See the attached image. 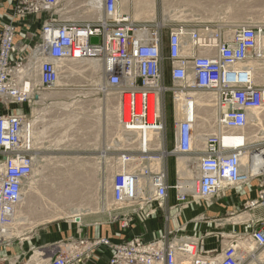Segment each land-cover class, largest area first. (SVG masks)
Listing matches in <instances>:
<instances>
[{"label": "built area", "instance_id": "1", "mask_svg": "<svg viewBox=\"0 0 264 264\" xmlns=\"http://www.w3.org/2000/svg\"><path fill=\"white\" fill-rule=\"evenodd\" d=\"M57 4L58 0H0V264H23L11 257L16 238L11 239L10 231L34 163L31 116L24 106L31 95L55 88L67 61L101 65L103 90L118 97L120 126L126 133L162 131L160 98L171 92L174 114L168 156L193 159L197 177L190 189L181 179L170 184L164 159L151 156L155 151L143 156L131 151L124 161L134 164V170L120 169L111 178V235L67 236L53 245L55 251H45L44 264H251L264 252V171L243 174L241 158L248 153L252 161L259 154L232 142L247 125L248 113L264 108V86L255 85L249 70L241 67L264 57L263 30L240 27L225 37L224 27L214 23H134L118 12L117 0H102L103 17L97 22H59L53 16ZM164 66L169 86L162 82ZM198 91L213 94L219 132L205 136L195 151L194 118L178 111L177 105L178 94L191 104L192 92ZM138 143L139 150L149 145L144 139ZM143 180L146 188L140 185ZM251 181L255 196L243 197L240 205L242 213L251 215L243 223L249 231L245 238L224 229L180 241L170 236L181 228L154 232L149 242L128 235L165 208L170 192L176 203L168 208L173 217L166 214L165 222L179 218L191 205L207 209L221 201L224 207L220 198L229 188ZM210 237L216 247L207 250ZM241 242L251 243V255L241 256Z\"/></svg>", "mask_w": 264, "mask_h": 264}, {"label": "rangeland", "instance_id": "2", "mask_svg": "<svg viewBox=\"0 0 264 264\" xmlns=\"http://www.w3.org/2000/svg\"><path fill=\"white\" fill-rule=\"evenodd\" d=\"M86 1L88 2L89 0ZM86 1L81 2L82 4L80 3V5H86ZM153 3L156 6L147 9L136 8L135 11L137 13H145L147 11V15L150 14V17L147 18L148 20H154L156 22L153 23H161L163 25H175L178 23L190 21H197L198 23H214L217 26L220 25L224 27V33L226 32L230 35V37L232 36L233 31L240 27H257L262 29L264 32V0H192V2H190V6L182 8L169 5L175 4V1L164 2L162 0H156L155 2L153 1ZM163 3L166 5H163ZM81 8L84 9V12L88 9L87 6ZM99 12L101 15V11ZM176 18L179 20H177ZM98 19L99 18L97 17L94 20L96 21ZM85 20L91 21L92 19L85 18ZM163 40H165V34L163 35ZM86 62L87 61L79 63L76 62L78 63L76 64L75 62L67 61L63 63V67L61 68L63 71V75L56 84L55 88L51 91L42 92L37 95H31L30 104L24 106V108L29 111L31 118L32 116L36 117L35 123H31V125H35L34 130L36 132V135L38 136V139L35 141V145L33 144L35 147H33L34 151H36L37 154L36 156H40V158L46 161V152L52 151V145L46 144V134H55L56 136L54 137V139L58 140L61 145H66L68 140H71L74 135L79 133V125L80 122H82L83 128L86 125V135L88 138V161H83L80 163L76 162L75 166L67 167H44L42 165V167H39L37 169L38 174L33 178L32 182L29 184L30 188H26L23 195L22 204H26L22 205V210H18V212L20 211V214L22 211V217H19L20 221L18 222L17 227L19 226V224L21 225L23 218H27V221L29 223L26 222L23 225L21 231V233H23L20 234V236H13L11 238H16L14 241L15 244H17V242H21V244H26V246H29V254H24L25 260H23V264H41L37 262L36 256L37 258H39V254L37 252L42 251V249L43 251L51 250L52 247H54L52 244H47L45 246L38 245V243H36V245H33L32 243L34 241L32 239H35L34 236L37 230L42 229L50 231L48 232L50 234L48 238H51L56 234L61 235V227H64L65 229V225L69 223L75 226L86 224V226L89 227L91 234L100 233V231L97 232L99 226L108 222L110 218H112V216H110L111 208L107 209L109 208L111 201V195L109 194L110 189L107 191V188H110L112 183L111 178L120 169H124L125 171H128V173H131L132 170H134V164L130 165V163H126L124 161L125 156H130L131 151L135 152L136 155L142 154L143 156V154H150V151L152 150L155 152H152L151 156H159V153H162L164 151H167L169 153L172 149V119L174 114L172 93L167 92L160 98L161 112L164 122V128L162 132V150H155L151 147L147 151H135L134 148L131 147H128L125 150L121 147L122 149L120 150V147L115 146L118 143L115 140V135H128L130 133L123 132L122 129L119 130V121H117L118 129L115 125L113 126L109 120L110 118H108V115L106 114V110L104 113L103 108H105L106 105L108 106L107 108L115 107V105L113 106V104L106 103L104 106L103 99L107 93H110L108 91H105L106 93L104 92V84L102 83L101 75H99L97 79H93L87 72H84V70H86V67L80 68L82 65H85ZM254 62H256V60H254ZM256 64L254 68L255 72H257V70L261 71L260 67L258 66L259 62H256ZM76 65L79 67H77ZM162 72L163 85L169 86L170 80L167 75L166 66L163 67ZM252 79L254 81L255 77H252ZM97 80H99V83H97ZM258 85L261 84L259 83ZM110 95H112L113 97L115 96L114 94ZM192 95L206 96L208 95V93L198 91L192 92ZM116 107L117 110H120L119 103H117ZM34 112L35 114L38 113V116H36L35 114L33 115ZM193 112L195 113L189 115L194 118V116L196 115V111L194 110ZM198 112L200 113H198L197 117H199V114L203 115L204 117L206 115L207 117H209V114H206L205 112ZM103 115L104 118L107 119L110 129L113 130V143H110L111 145L109 144L108 146L110 147L108 148H111L109 149L111 151L116 150L121 153L118 156L119 158L117 166L101 168L97 166V156L95 153L100 148L98 139L102 129ZM119 117L120 112L116 116V120H118ZM261 120V126L259 125L256 128L252 129L251 134L252 136L257 135L256 137L258 139L257 141L254 140L249 144V148L247 149V151L264 148V144L256 145L258 142H264V133L262 135V132H264V117H262ZM260 130L262 132H260ZM195 134L196 133L194 131V135ZM116 138H118V136ZM63 140H65V143L63 142ZM243 140L244 136L242 134V142ZM129 142L134 141L130 140ZM125 144L126 143H124V146ZM44 152L45 154H43ZM121 155L124 157H122ZM120 156L122 158H120ZM165 157L163 158L164 160L162 165L167 175V182L170 184H174L175 181L179 179V177H181V172H178L177 159H189L194 161L189 157L179 155H170ZM130 159L132 160V162L134 161L132 158ZM257 161L258 158L257 156H255L253 162ZM187 167L188 170H191L190 172H192L191 176H195V174H193L195 173V166L193 164H188ZM168 179L172 182H169ZM183 179L184 178H182L181 180ZM253 185L254 182L251 181L248 184L234 186L230 189L232 192H238L240 189H242L243 192L245 188ZM65 189H70L71 193H67V191L65 192ZM61 192L65 193L64 196H61ZM66 195H70V197H67ZM58 204H60L61 206L56 207ZM72 211H80L81 217L78 218V220L69 219V216L71 217L73 216V214L69 215L67 213ZM64 212L66 213L65 215H63ZM243 214L246 213H242V210L240 208V213H237V215L233 216L232 218H237V216H241ZM43 216L44 219L47 220H41ZM79 219L81 221H79ZM241 223L243 224L244 222L241 221ZM27 226L29 227V229ZM24 228L27 229L25 230ZM244 235L245 234H236V236L241 237H244ZM35 242L38 241L35 240ZM12 254L11 257L15 258L16 256L14 257V254ZM43 263L45 262H42V264Z\"/></svg>", "mask_w": 264, "mask_h": 264}, {"label": "crops", "instance_id": "3", "mask_svg": "<svg viewBox=\"0 0 264 264\" xmlns=\"http://www.w3.org/2000/svg\"><path fill=\"white\" fill-rule=\"evenodd\" d=\"M86 0H63L60 2L58 0L57 7L53 10V16L59 22H73V23H85L90 22L85 20L84 16V5L80 6L81 2ZM138 1V2H137ZM153 1L156 0H117V5L120 14L127 15L132 22L134 23H153L156 22L154 20H148L150 16L145 15L144 12H136L135 9H145V8H152L156 6ZM164 2H172L175 1V4H169L170 6H177V7H188L190 6V2L192 0H162ZM64 3V4H63ZM140 3V4H139ZM143 3V4H142ZM62 4V5H61ZM66 4V5H65ZM76 4V5H75ZM82 4V3H81ZM136 4V5H134ZM161 5V4H160ZM163 5H166L163 3ZM86 6V5H85ZM130 6V7H129ZM79 7V8H78ZM135 7V8H134ZM76 8V9H75ZM84 12V13H83ZM83 15H82V14ZM141 13V14H140ZM143 13V14H142ZM138 20H134L135 18ZM147 17V18H146ZM144 20V21H143ZM92 22V21H91ZM256 62L260 63V69L264 72V57L260 60H256ZM101 75V74H100ZM255 85L258 86L257 83ZM261 86H264L261 84ZM106 93V92H105ZM113 94V93H110ZM112 96V95H111ZM107 97L105 96L103 99L104 106L106 104ZM116 98L111 97V103L115 105ZM105 113V108H104ZM112 119V118H111ZM81 120V117H80ZM107 119L102 116V129L98 139V143L100 144V148L96 151V162L97 166L104 168V167H112L117 166L118 163V156L120 153L116 150H109L108 145L112 140V132L113 130L110 129L109 124L106 121ZM83 123L80 122L79 133L74 135L71 140L65 144H60L58 140H55V134H46V144L52 145V151L46 152L47 159L46 161L43 160L44 167H67V166H75L76 162H87L88 161V152H87V144L88 138L86 135V125L84 128L82 127ZM54 135V136H53ZM244 143H246V135L244 134ZM53 137V138H52ZM108 137V138H107ZM109 139V140H107ZM61 142V141H60ZM65 143V140H63ZM244 145V144H243ZM246 149L249 148V145H244ZM104 148V149H103ZM36 155V151H34ZM33 154V155H34ZM45 154V152L43 153ZM50 155V156H48ZM40 157V156H39ZM52 158V159H51ZM56 165V166H54ZM179 177V176H178ZM182 179L181 177H179ZM169 181V179H168ZM169 182H172L171 180ZM254 186V185H253ZM253 186H249L245 188L242 192L240 189L238 192H232L229 188L228 191L220 199L223 201V206L221 207L220 202H214V204L207 208L203 209L200 207H195L193 205L189 206L187 209L181 211V215L179 218H173L169 222L164 221V217L168 214L171 217V213L169 212L168 208L175 205V198L174 193L170 192L168 195V199L165 202L164 209L158 210L157 215L154 218L148 219L144 221V223H139L133 231H130L128 235H139L143 239L144 242H149L153 238V233L160 231L163 233L166 229L167 230H177L174 232L170 238L175 241L184 240L185 238H192L198 235H203V233H216L218 230L224 229L229 234H238L243 235L249 231L245 229V226L241 223H232L231 219L233 216H236L240 210V205L243 203V197L254 198V189ZM228 195V196H227ZM232 213V215H231ZM247 221V220H246ZM61 225V224H60ZM61 227V226H60ZM112 227L108 225V222L101 224L97 229V232L100 231V235H111ZM62 232L61 235L56 234L54 237L48 238L50 234L46 230H37L35 232V239H32L34 242L35 240L38 242H33V245H47L57 244L60 240H63L67 236H89L91 231L86 224H80L75 226L73 224L67 223L64 227L60 229ZM96 231V230H95ZM247 231V232H246ZM52 234V233H51ZM95 234V233H94ZM19 245V246H18ZM33 247V246H32ZM216 247L215 238L210 237L206 239V249L212 250ZM41 249V248H40ZM11 254H14V257L23 262L25 260L24 254H29V246L26 244H21V242H17V244L12 243V247L10 248ZM12 254V255H13ZM97 264V263H96Z\"/></svg>", "mask_w": 264, "mask_h": 264}, {"label": "bare ground", "instance_id": "4", "mask_svg": "<svg viewBox=\"0 0 264 264\" xmlns=\"http://www.w3.org/2000/svg\"><path fill=\"white\" fill-rule=\"evenodd\" d=\"M60 2H62L63 0H59ZM87 2V1H86ZM138 2V1H137ZM64 4V3H63ZM101 4H102V0H89L87 3H86V6H87V10H85V13H84V17L87 18V19H92L91 21L92 22H97L99 19H101L103 17V12H102V9H101ZM140 4V3H139ZM143 4V3H142ZM62 5V4H61ZM66 5V4H65ZM76 5V4H75ZM136 5V4H134ZM81 6V5H80ZM85 6V5H84ZM130 7V6H129ZM58 8V7H57ZM79 8V7H78ZM135 8V7H134ZM137 8V7H136ZM76 9V8H75ZM86 9V8H85ZM147 9V8H146ZM117 10L119 12V8H118V5H117ZM101 11V15H100V12ZM147 12V11H146ZM150 12H154V11H150ZM82 14V13H81ZM141 14V13H140ZM143 14V13H142ZM148 13H145V15H147ZM83 15V14H82ZM150 15V14H149ZM148 15V16H149ZM99 18L98 20H94L95 18ZM147 18V17H146ZM177 19V18H176ZM134 20H138L137 18H135ZM179 20V19H177ZM183 20V19H182ZM90 21V20H89ZM90 21V22H91ZM144 21V20H143ZM225 37H230L229 34H227L225 32ZM260 49H262V43L264 42V37L262 39V36L260 38ZM76 63V62H75ZM79 63V62H78ZM76 63V64H78ZM255 64L256 62H254L253 59L249 60L248 62H246L243 66L241 67H245L249 70L250 72V75L252 77H255V80L253 81L254 83H257V84H263L264 83V73H262L261 71L257 70V72H255L254 68H255ZM60 66V65H59ZM72 66V65H71ZM77 66V65H76ZM257 66V64H256ZM260 67V63L258 65ZM63 67V65H61V68ZM79 67V66H77ZM84 68L86 67V70H84V72H87L90 77H92L93 79H97L98 76L101 74V80L103 79L102 78V73H101V65L98 63V62H95V61H87L85 63V65H82L80 68ZM101 82V81H100ZM97 83H99V80H97ZM102 83H103V80H102ZM103 85V84H102ZM103 87V86H102ZM101 88V87H100ZM104 88V87H103ZM105 92V90H104ZM40 94V93H39ZM37 95V94H36ZM192 98H193V101L191 104L189 103H184V94H178V101H179V105H177V109L178 111H184L190 115H192L194 110L196 111V115L194 116V120L192 121L193 122V126H194V131H195V135H194V150L197 151V150H200L201 149V145H202V142H203V139L205 136L207 135H211V134H217L219 132V129L217 127V124H216V119H217V116H218V108L216 107V104H214V99H213V94H208L206 96H197V95H191ZM106 103H111V100L110 98L112 97L110 94H106ZM116 99V102L118 103V97L117 96H114ZM42 98V97H41ZM103 99V98H102ZM41 102V100H40ZM117 103H115V107H110V108H107L108 106L106 105L105 106V110H106V114L108 115V118H110V122L111 124L114 126H116L117 128V121L120 122V119L116 120V116L119 114L120 110H117L116 106H117ZM114 106V105H113ZM179 106V107H178ZM103 107V106H102ZM104 109V108H103ZM181 109V110H180ZM39 110V109H38ZM37 110V111H38ZM53 110V109H52ZM198 111H202V112H205L206 114H209V117H207V115L204 117L203 115L199 114V117H197ZM35 114V112L33 113V115ZM36 116H38V113L35 114ZM201 115V116H200ZM264 117V108L261 109V110H258V111H252L250 113H248V116H247V125L242 129L240 130L239 132H237V135L238 137L236 139L233 140L232 144L234 145H249L251 142H253L254 140L257 141V135H254L252 136V129L256 128L257 126L260 125V122L262 121L261 118ZM33 118V119H32ZM32 118L30 119V124L31 123H35V119L36 117L32 116ZM112 118V119H111ZM162 118V117H161ZM107 121V120H106ZM109 122V123H110ZM108 123V122H107ZM163 123V121H162ZM162 123L161 126H162ZM33 125V126H32ZM31 125V133H32V137H33V144L35 145V141L38 139V136L36 135V132L34 130V124ZM120 125V124H119ZM118 125V126H119ZM252 126V127H251ZM261 126V125H260ZM118 129V128H117ZM163 129V127H162ZM119 130H121V127L119 126ZM118 130V131H119ZM163 131V130H162ZM162 131L160 132H146L144 133V135L142 134H139V133H132V134H128V135H117L118 138H116L117 136L115 135V140L118 142L117 145H115L116 147H120V150L123 148L124 150L128 147H131V148H134V150H137L138 151H147L150 147L152 149H155V150H162L161 147H162ZM260 132H262L260 130ZM264 132H262V135H263ZM41 134V133H40ZM39 134V135H40ZM242 134L246 135V143H244V140L242 142ZM114 136V135H113ZM108 138V137H107ZM263 138V137H262ZM114 139V138H113ZM113 139L111 140V144L113 143ZM119 139V140H118ZM142 139H144L145 142H148L149 145H147L143 150H139V143L138 141H141ZM109 140V139H107ZM130 140L134 141V142H129ZM195 140H196V145H195ZM242 142V143H241ZM124 143L125 146H124ZM138 143V144H137ZM110 144V145H111ZM263 145V143H257L256 145ZM33 145V147H34ZM110 147V146H108ZM122 147V148H121ZM35 148V147H34ZM38 148V147H37ZM39 149V148H38ZM104 149V148H103ZM108 149H111V148H108ZM118 150V149H117ZM257 153L259 155H255L257 156L258 158V161L257 162H253L250 161V158L248 157V153L245 154V156H243L241 158V169L240 171L243 173V174H247L248 173L252 174V176L254 175H257V174H260V172H263L264 171V148H259ZM160 155V160L162 158H164L165 156H168L170 153H168L167 151H164L162 153H159ZM37 155V154H36ZM34 154L33 156V166H32V172L30 174V176L25 180V182L23 183L22 185V192H21V197H22V201H21V204H20V208L22 210V205L23 204H26V203H23V195L25 193V190L26 188H30V183L32 182L33 178L38 174V168L39 167H42L43 165V159L40 158L39 156H36ZM143 155H146V154H143ZM140 156H142V154H140ZM163 160V159H162ZM145 163V162H143ZM142 163V165H143ZM148 164V162H146ZM188 164H193L195 167H196V162L195 161H192V160H187V159H183V160H180V159H177V166H178V172H181V177L184 178V182L182 183V185L187 188V189H190L193 187V184H194V180L196 179L197 177V172L195 171V176H191V173L189 170H188ZM56 166V165H54ZM192 166V165H191ZM196 170V168H194ZM180 179V178H179ZM112 184V183H111ZM140 185L142 187H145L147 186V182L145 180H143L142 182H140ZM106 186V185H105ZM106 188V187H105ZM110 189L109 191V194L111 195L112 194V190H111V186L110 188H107V191ZM67 191V193H71V190L70 189H65V192ZM103 191V189H102ZM106 191V190H105ZM56 192V191H55ZM65 193H62L61 192V196H64ZM101 194V193H100ZM67 197H70V195H66ZM65 196V197H66ZM106 196H107V192H106ZM62 204V203H61ZM61 205L58 204L56 207H60ZM81 207V206H80ZM54 208V207H52ZM111 208V201H110V205H109V208L107 209H110ZM61 209V208H60ZM60 209H57V210H60ZM106 209V210H107ZM70 211V210H69ZM81 211V210H80ZM80 211H72V212H68L67 214L71 215L73 214V216H69V219H77L81 217V214H80ZM84 212V211H83ZM82 212V213H83ZM91 212V211H90ZM104 212V211H103ZM66 213L64 212L63 215H65ZM103 214V213H102ZM86 215V214H85ZM84 216V215H83ZM111 216V214H110ZM19 217H22V211H21V214H20V211L17 212V215H16V220H15V224L14 226L12 227L11 231H10V236L11 238L13 236H20L21 231H22V227L23 225L27 222L29 223L26 219L23 218L22 220V223L21 225L19 224V226L17 227V224L18 222L20 221ZM68 218V216H67ZM110 218V217H108ZM249 218H251L250 215H246V214H243L241 216H237V218H234L233 220H231L232 223H238V222H241V221H246L248 220ZM245 219V220H244ZM25 220V222H24ZM41 220H47V219H44V216L41 218ZM79 221H81L79 219ZM31 226V225H30ZM35 226V225H34ZM28 227V226H27ZM19 228V229H18ZM32 228V227H31ZM25 230L27 228H24ZM29 229V227H28ZM64 240V239H63ZM62 241V240H60ZM251 247L250 245H248L247 243H243L241 242V250L243 251V255H241L242 257H245L246 255H251V251H250V248ZM56 249V246L52 247V249L50 250V252L52 251H55ZM252 250H254L252 248ZM45 251H40V252H37L39 254V258H37L36 256V259H37V262L41 263L42 262H45L46 259H47V256L46 253L45 254ZM42 255V258H40V256ZM44 255V257H43ZM259 261V262H262L264 261V252L260 255H257L256 258L253 260V262L251 264H255L256 261ZM44 264V263H43Z\"/></svg>", "mask_w": 264, "mask_h": 264}, {"label": "water", "instance_id": "5", "mask_svg": "<svg viewBox=\"0 0 264 264\" xmlns=\"http://www.w3.org/2000/svg\"><path fill=\"white\" fill-rule=\"evenodd\" d=\"M96 40L95 39H92L91 42H95Z\"/></svg>", "mask_w": 264, "mask_h": 264}]
</instances>
